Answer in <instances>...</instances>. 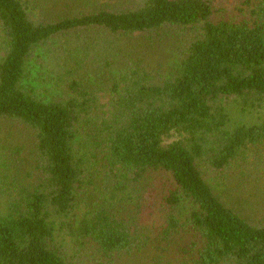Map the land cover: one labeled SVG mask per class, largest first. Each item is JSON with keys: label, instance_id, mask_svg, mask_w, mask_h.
Returning a JSON list of instances; mask_svg holds the SVG:
<instances>
[{"label": "trees", "instance_id": "1", "mask_svg": "<svg viewBox=\"0 0 264 264\" xmlns=\"http://www.w3.org/2000/svg\"><path fill=\"white\" fill-rule=\"evenodd\" d=\"M168 36L191 39L165 67ZM0 40V264H264L262 201L217 189L264 148V0H0Z\"/></svg>", "mask_w": 264, "mask_h": 264}, {"label": "rangeland", "instance_id": "2", "mask_svg": "<svg viewBox=\"0 0 264 264\" xmlns=\"http://www.w3.org/2000/svg\"><path fill=\"white\" fill-rule=\"evenodd\" d=\"M226 1V0H225ZM71 3V1H69ZM76 9L75 4L71 5V9ZM186 38V39H185ZM180 37V36H168L165 40L160 41L155 47L154 45L150 47L148 51V58L152 59V62L154 63H162L165 67L173 64L177 56L180 54V49L183 48L185 43L191 39L190 36L186 37ZM65 40V39H62ZM76 40L75 45L83 46L84 48H91L94 47L95 44H92L91 40L87 38L85 34L79 36L77 39H70ZM1 43V40H0ZM65 41H54L49 47H45L43 51L41 52L43 54V58L37 57L33 63L32 67V73H33V80L32 83L36 86L39 93L43 95L50 96L51 94L57 93L58 90L53 89L51 93L48 92V89L52 87V82L49 81V76L55 77L58 73V64H57V58L56 54L54 53V49L57 47H61L62 44H64ZM131 42H122L120 41V50L123 49V51H127L124 47H129L128 45ZM136 45V48L134 49L135 52L133 53L134 56L143 55L144 53H147L146 45L140 44L137 41L134 42ZM97 45V44H96ZM131 45V44H130ZM141 46V50L143 52H139V48L137 49V46ZM113 48V47H112ZM111 48V49H112ZM109 48L105 47H99L97 49L98 52H95V54L99 53L101 57L97 61V58L90 59L88 62L94 66L99 67V63L101 66H104L106 64V58L107 55H105V51H108ZM137 49V50H136ZM111 53L113 50L110 51ZM4 54L3 48L0 45V56ZM60 61V60H59ZM59 63V62H58ZM49 75V76H48ZM48 76V77H47ZM48 86V87H46ZM47 89V90H46ZM2 136L6 137V132L0 133ZM249 166L243 171L237 170L236 173H232V180L239 181V184L243 187L242 188H236L235 186L232 187L230 184V180L227 177L226 179L222 180V183L219 187H217L218 192L225 201H234V198H231L235 195H241V196H248V194H256L255 199L257 201H262V204L255 205L253 210L252 208H247L244 210L246 213H249L257 218H263L264 219V148L261 149L258 152H252L248 156ZM1 179V177H0ZM226 184V186H225ZM4 181L0 183V213L4 214L6 212L7 208V202L11 198V189H9ZM222 189L225 190V193L222 192ZM123 194H121L122 196ZM231 196V197H230ZM231 198V200L229 198ZM254 199V198H253ZM235 202V201H234ZM236 203V202H235ZM180 257H176V254L174 252L166 253L164 257H143L141 254L137 255L135 257H129L123 260L120 264H179Z\"/></svg>", "mask_w": 264, "mask_h": 264}]
</instances>
